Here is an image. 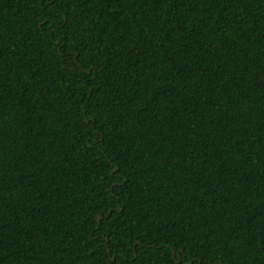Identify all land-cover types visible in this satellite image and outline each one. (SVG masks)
<instances>
[{"label":"trees","instance_id":"1","mask_svg":"<svg viewBox=\"0 0 264 264\" xmlns=\"http://www.w3.org/2000/svg\"><path fill=\"white\" fill-rule=\"evenodd\" d=\"M0 264H264V0H0Z\"/></svg>","mask_w":264,"mask_h":264},{"label":"snow or ice","instance_id":"2","mask_svg":"<svg viewBox=\"0 0 264 264\" xmlns=\"http://www.w3.org/2000/svg\"><path fill=\"white\" fill-rule=\"evenodd\" d=\"M55 2V0H53V3Z\"/></svg>","mask_w":264,"mask_h":264}]
</instances>
